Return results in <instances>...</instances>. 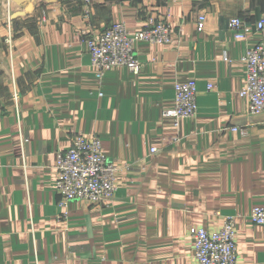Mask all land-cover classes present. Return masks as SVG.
<instances>
[{
  "label": "crops",
  "instance_id": "0c3cea01",
  "mask_svg": "<svg viewBox=\"0 0 264 264\" xmlns=\"http://www.w3.org/2000/svg\"><path fill=\"white\" fill-rule=\"evenodd\" d=\"M18 10L0 0V21ZM235 16L245 39L228 28ZM262 17L264 0H34L10 20L11 46L0 45V264H198L189 227L213 230L228 215L236 264H264V226L249 217L264 205V112L248 113L238 94L246 50L264 42ZM156 19L171 41L135 43L140 73L96 76L86 39L116 22L133 35ZM189 80L197 111L175 126L162 111ZM78 132L97 134L121 170L111 198L71 201L63 219L55 159Z\"/></svg>",
  "mask_w": 264,
  "mask_h": 264
},
{
  "label": "built area",
  "instance_id": "2783aa9c",
  "mask_svg": "<svg viewBox=\"0 0 264 264\" xmlns=\"http://www.w3.org/2000/svg\"><path fill=\"white\" fill-rule=\"evenodd\" d=\"M89 2V0H85ZM89 13L88 9L85 14ZM42 16L45 11L42 10ZM7 36L4 41L11 46L12 29L10 13L7 18ZM197 29L202 30L204 16H197ZM228 28L234 37L245 39L248 25L239 16L228 20ZM256 30L264 29V17L255 23ZM172 28L164 19H156L143 25L133 35H129L123 22L112 23L102 31L86 39V49L90 55V65L97 77L104 72L118 67H125L131 73L138 74L142 63L136 57L135 43L144 41L164 44L171 41ZM246 66L245 85L239 96L248 101L247 112L258 114L264 112V42L248 48L243 57ZM207 89L212 84H207ZM173 104L162 111L163 117L170 118L177 126L182 118L193 117L197 111V83L195 80L176 83L173 88ZM19 94L12 92L16 106ZM234 131L247 136L246 127L232 126ZM157 148H151L155 152ZM56 192L59 195V217L65 219L68 204L74 200L97 203L111 198L118 186V174L121 170L116 162L108 160L101 149L100 139L95 133H76L68 149L58 151L55 159ZM252 222L264 226V205L255 206L249 214ZM234 215L223 218L219 227L207 230L203 226H191L188 238L192 241L194 258L198 264H236L237 247L235 242Z\"/></svg>",
  "mask_w": 264,
  "mask_h": 264
},
{
  "label": "water",
  "instance_id": "95a60500",
  "mask_svg": "<svg viewBox=\"0 0 264 264\" xmlns=\"http://www.w3.org/2000/svg\"><path fill=\"white\" fill-rule=\"evenodd\" d=\"M12 2L21 8L10 15V20L15 19L18 16H25L29 14L34 9V0H12Z\"/></svg>",
  "mask_w": 264,
  "mask_h": 264
},
{
  "label": "rangeland",
  "instance_id": "374dc122",
  "mask_svg": "<svg viewBox=\"0 0 264 264\" xmlns=\"http://www.w3.org/2000/svg\"><path fill=\"white\" fill-rule=\"evenodd\" d=\"M1 20H3V19H1ZM5 21H6V19H5ZM3 22V21H0V45H5L6 47H9L8 46V44H6L5 43V41H4V38L7 36V23L6 22ZM3 23H4V25H3ZM4 27H5V33H4ZM1 33H2V35H1ZM12 38H13V36H12Z\"/></svg>",
  "mask_w": 264,
  "mask_h": 264
}]
</instances>
